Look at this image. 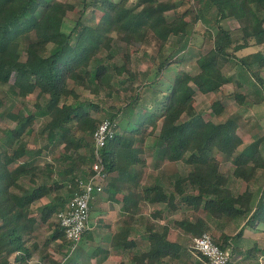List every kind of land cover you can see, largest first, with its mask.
I'll return each mask as SVG.
<instances>
[{"label": "trees", "instance_id": "trees-1", "mask_svg": "<svg viewBox=\"0 0 264 264\" xmlns=\"http://www.w3.org/2000/svg\"><path fill=\"white\" fill-rule=\"evenodd\" d=\"M191 1L0 0V85L9 84L19 97L35 93L37 98L29 112L22 111L23 105L9 112L15 125L6 129L5 147H0V264L13 261L28 264L36 250L52 264H62L47 249L52 242L65 256L72 254V241L57 218L55 223L52 220L51 234L42 241L36 228L39 220L50 221L65 206L80 180H87L94 172L93 134L101 119L93 111L100 110L101 106L82 97L78 86L97 93L99 88L114 87V74H130L131 80L138 74L131 68L129 52L123 54L122 64L114 60L116 37L128 45L154 42L157 55L153 59H158L155 76L150 77L152 68L145 69V81L139 85L132 81L128 88L133 92L127 96L124 106L117 107L108 117L115 125L113 136L101 150L104 170L107 175L116 173L115 180L127 186L126 203L133 198L138 205L141 199L147 198L166 201L173 209L178 203L190 207L196 214L191 227L196 235L207 227L206 220L197 214L201 207L216 217L252 210L253 190L247 186L239 195H234L226 186L219 156H233L234 174L249 182L256 177L257 169L264 167L260 140L254 139L240 148L243 139L236 132L234 119L206 120L194 103L195 86L204 93L216 92L231 79L223 70L227 61H236L241 74L244 67L264 87V50L242 57L236 54L248 45L264 43V0H196L194 7L180 10ZM71 12L78 13L74 20ZM228 17L240 22L243 33L237 42L221 22ZM198 21L208 24L207 30L213 39L208 51L199 52L197 61L201 70L196 74L182 71L165 89H156L164 70L177 62L178 54L193 37L194 24ZM213 27L217 31H212ZM172 35L177 37L174 42ZM103 50H107L104 55ZM142 87L155 88L164 96H157L144 106ZM241 94L236 92L239 101L243 99ZM3 104L0 96V107ZM219 105L218 99L212 103L217 113L221 109ZM39 116L44 117L39 132L46 142L30 145ZM119 118L125 121L124 125ZM87 124H91L90 128ZM152 135L155 139L148 144ZM58 145L63 148L60 158L64 168L58 172L62 178L54 176V163L35 165L45 149ZM145 146L152 148L161 159H182L190 166L187 173L170 183L169 191L157 181L151 187H144L142 192L131 191L138 188L141 172L137 166L142 162L139 155ZM24 177L28 182L22 181ZM64 187L66 191L62 192ZM49 195V201L38 205L41 198ZM136 211L139 210L130 213ZM250 219L264 220V192ZM188 221L185 219L184 225L189 227ZM150 241L152 249L143 253L144 258L149 257L145 264H153L162 252L177 256L174 248L178 244L166 238V231L161 237L151 235ZM218 244L226 249L225 244Z\"/></svg>", "mask_w": 264, "mask_h": 264}, {"label": "crops", "instance_id": "crops-1", "mask_svg": "<svg viewBox=\"0 0 264 264\" xmlns=\"http://www.w3.org/2000/svg\"><path fill=\"white\" fill-rule=\"evenodd\" d=\"M259 49L261 48H258L256 44L248 45L237 50L236 54L242 57ZM238 51H241V53ZM184 55L186 56V53ZM198 56L199 52L197 53V57L193 56V58L199 68L194 73L188 71L191 74H196L201 70L197 61ZM179 61L183 60L179 58ZM228 62L229 61H227L225 65ZM230 63L228 65H230L233 69H230L231 71L229 72H224L226 76L231 79L224 83L218 91L209 92L211 94L215 93V98L212 99L210 103V112L208 113L210 118L205 117L204 111L201 109L202 105L198 104L199 95L209 93L200 91L199 88L192 83L196 88V100L194 104L206 120L219 122L227 120L228 118L234 119L237 122L236 132L243 139L242 144H240V148L245 147L254 139H259V148L264 158V133L260 137L247 139L246 134H249L250 136L253 135L254 129L257 127L247 128L249 129L247 130V133H243L244 129H242V126L249 121L250 117L244 116L251 114V112L254 114L257 107L264 102V94L261 96L257 95V92L260 90V87L262 89L263 85L260 84V82L251 73L244 69V67H242L241 74V71L238 70V64L236 61H232ZM240 81L241 85L239 86L237 85V82ZM236 92L242 93L241 95L243 99H241V101L237 100ZM216 99L220 100L221 103V105H219L221 106L219 107L221 109L218 113L215 112L212 107V103ZM256 119L257 122L258 120L263 122L261 124L259 123V126L262 125L263 127L261 126V129L264 131V116L257 117ZM254 134H256V132ZM151 150L153 149L151 148ZM219 158L220 170L226 175V186L234 195H239L247 188V186L251 187L253 190L254 198L251 204L252 210L249 213L238 214L235 216L224 215L216 217L210 215L204 207H201L197 211V214L206 220L207 227L205 231H209L213 234L214 239L218 243L226 245V250L230 253V260L232 264H264V220L259 221L254 219L251 221L250 219L251 213L255 210L258 200L264 192V167H259L257 169L256 177L247 182L242 177L234 174L233 171L235 164L233 156L221 155ZM50 161L51 160L46 162ZM226 161L232 163L231 170L229 169V172L226 171L224 168L225 166L223 165ZM51 163L55 164L54 176L62 178L58 175V172L63 170L64 164L63 167L58 168V164L54 161ZM187 172L180 174L177 173L173 180ZM115 177L116 173L108 175L103 190L95 192L91 201V212H94V214L91 216L88 231L84 233L79 242L80 247L83 245H91L93 248L88 254L90 258L87 259V264H140L141 262L145 264L148 262L149 257L144 258L145 256L143 253L149 252L152 249L150 236L156 234L161 237L165 231L166 238L169 241L178 244L174 248V250H177V256L172 257L170 254H164L162 252L160 257H158L153 264H202V262L209 264L208 258L205 255L195 252L193 248L192 253L189 251L188 240L191 238L192 241L193 236L196 235L191 230V227H193L192 224H194L196 220V214H193L192 208L178 203L176 205L177 208L173 209L166 201H152L147 198L141 199L138 205H135L132 198L128 200L129 204H127L125 194L128 193L129 189L127 186L123 187L124 185L119 183L118 180H115ZM233 179H241L242 182H244L245 187L240 190H236L235 187L232 186ZM173 180L165 183L161 180V178H157L151 183L145 185L139 186L138 184V188L131 191L134 193L142 192L144 187H151L156 181L162 184L166 190L169 191V185ZM134 182H132V184H136ZM62 190L66 191V188L64 187ZM46 198L47 196L41 198L38 203L40 204V202ZM128 205H130V207ZM137 209L139 210L138 212L136 211L134 214L130 213L131 210ZM185 219H189V227L184 225ZM225 235H227L228 238L225 237ZM55 245V242H52L47 249L51 252L55 259H59L57 255L53 254L54 250L58 251L55 248ZM42 260L48 264H52L49 259Z\"/></svg>", "mask_w": 264, "mask_h": 264}, {"label": "rangeland", "instance_id": "rangeland-1", "mask_svg": "<svg viewBox=\"0 0 264 264\" xmlns=\"http://www.w3.org/2000/svg\"><path fill=\"white\" fill-rule=\"evenodd\" d=\"M163 1L166 2L168 0H163ZM194 3L196 4L197 1L192 0L191 2H186L185 4L182 5L181 9L180 8L179 9L185 10V8L194 7ZM194 10L196 11V9ZM70 15L74 20L78 16V13L71 12ZM191 16H193V14L189 15V18ZM59 18L60 16L58 17L56 22H59ZM221 22L225 28L231 30L235 42L241 39L239 36L243 32L239 28L240 22L237 19H235L234 17H228L222 19ZM94 23L95 20L92 19L91 24ZM207 28H208V24L204 23L203 21H198L197 24H194L195 33L193 37L189 40L185 50L182 51L180 54H178L177 62L170 64L169 67L164 70V73L161 76L162 80L156 85L157 86L155 87L156 89L158 90L162 88L165 89L168 86L169 82H171L172 79L175 77V75L182 71H189L194 73L198 70L199 67L196 64L193 56L197 57L198 52L204 53L208 51L213 44V39L212 37L210 38V33L207 30ZM213 30L217 31V28L213 27L212 31ZM176 38H177L176 36L172 35L171 36L172 42H174ZM180 43L181 42L178 41V44ZM113 45L117 50V53L114 56V60H116L118 64H122L124 62L123 54L125 52H129L130 54L129 62L131 68L133 72H136L138 74H136V77H134L133 80H131L132 78L130 74L127 73L121 76L118 74H114L112 80V84L114 87L99 88L97 93L84 89L82 86H78V92L81 93L82 97L87 99H92L95 102L99 103V105L101 106L100 110L93 111L94 116H96V118H98L99 120L105 117H109L110 112H113L115 109H117V107L122 105L124 106L127 96H129L133 92L130 88H128V86L132 84L131 83L132 81H134V85H139L143 81H145L144 79L145 77L143 76V71L145 69L149 67L152 68L150 74V77L152 78L153 76H155L158 67V59L157 61L153 59V57L157 55L154 42L150 44H142V45H139L138 43L133 45H128L126 44L125 41L116 37L113 40ZM251 45H255V44H251ZM256 45L258 48L264 50V43L256 44ZM238 52L241 53V51ZM102 53L103 55L106 54L107 50H103ZM185 53L186 56L184 55ZM179 58L183 61H179ZM229 63L230 62H228L224 66L225 72H229L231 71L230 69H233L232 67H230V65H228ZM155 88L150 89L148 87L147 88L145 87L143 89L142 87L144 93L142 104L144 106H147L148 104L152 103L157 96L159 97L164 96L161 91H156ZM13 90L14 89L11 88L9 84L0 85V96H2L4 100V104L2 105V107H0V147H5L4 141L6 136V129L15 125V121L8 115L9 112L14 111L19 106L22 107V105H23L22 111L29 112V110H32L34 108V104L37 99L35 93L29 94L26 97L23 96L19 97L16 94V92ZM262 94H264L263 86L262 89L260 87V90L257 92L258 96H261ZM214 95L215 93L212 94L209 93L205 95L201 94L198 97V104L202 105L201 109L202 111H204L206 118H210L208 113L210 112L211 100L215 98ZM42 99H44V97H42ZM247 116L250 117H249V121L245 123L244 126H242L243 127L242 129H244L243 133H247V130H249L247 128H254V127L257 128L254 129L253 135L250 136L249 134H246V138L254 139L256 137L262 136L264 131L261 128L263 126L262 125H261L262 127L259 126V123L261 124L263 122H261L260 120H258L257 122L256 118L264 116V102L257 107V110L254 111V114L253 112H251V114L245 115L244 117ZM118 121L121 122L123 125L125 124V121L122 118H119ZM43 124H44V117L39 116L34 124L35 132L30 136V145L40 146L46 142V139L43 138L42 133L39 132L42 129ZM87 126L88 128H90L91 124H87ZM145 131L147 132L148 129H145ZM255 132L256 134H254ZM154 139L155 137L153 135L150 136L148 139V144H152ZM144 148H145L144 151L139 155L142 162L137 166V169L141 172L138 178L139 186L151 183L153 180L157 178H161L162 181L167 183L173 180L177 173L180 174L187 172L189 170L190 166L184 160H177V161H173L169 159L161 160L158 156L155 155L154 151L151 150V148L147 146H145ZM62 150H63L62 145H58L57 147L52 146L49 150L45 149L43 154L40 155V157H38L35 165L38 164L42 165L44 162L51 160L50 162L54 161L56 164H58L57 165L58 168L63 167V162L60 158V153L62 152ZM223 165L225 166L224 168L226 169V171L229 172V169L231 170V166H232L231 162L226 161ZM22 181L28 182L26 177H24ZM232 186H234L236 190H240L241 188L245 187L244 182H242L241 179H233ZM61 191L64 192V190ZM50 199H51V195L50 197L47 196V198L41 201L40 204L38 203V205L41 206ZM92 214H94V212H91V216ZM56 218L57 216L56 214H54V216L51 218L50 221L42 222L41 220H39V223L36 228V234L41 239V241L44 239V237H47L48 235L51 234V230H52L51 228H53L52 220L54 219L55 220L54 223H55L57 221ZM188 246H189V251L192 253L191 238L188 240ZM92 249L93 248L91 245L88 246L83 245L82 247H80L79 244L70 256H65V254H63L62 252L55 251L54 249H53L54 250L53 254L57 255L60 262L61 261L63 262L62 264H87V259L90 258L88 254ZM42 259L43 258L41 257L40 252L36 250L28 264H48ZM11 264H20V263L13 261ZM202 264L205 263L202 262Z\"/></svg>", "mask_w": 264, "mask_h": 264}, {"label": "built area", "instance_id": "built-area-1", "mask_svg": "<svg viewBox=\"0 0 264 264\" xmlns=\"http://www.w3.org/2000/svg\"><path fill=\"white\" fill-rule=\"evenodd\" d=\"M114 125L115 122L108 117L101 119L93 134L95 159L92 162V169L94 172L87 180H80L79 186L65 206L56 212L66 236L72 241L71 252L78 246L85 230L90 227L91 201L95 192L104 188V181L108 175L104 170L101 150L108 138L113 136ZM192 248L195 252L205 255L209 264H232L230 253L214 240L209 231L193 236Z\"/></svg>", "mask_w": 264, "mask_h": 264}]
</instances>
